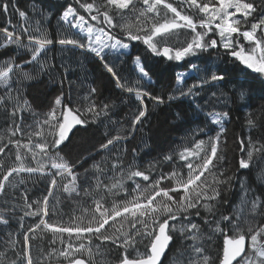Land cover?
<instances>
[{
    "label": "snow or ice",
    "instance_id": "6c2138e0",
    "mask_svg": "<svg viewBox=\"0 0 264 264\" xmlns=\"http://www.w3.org/2000/svg\"><path fill=\"white\" fill-rule=\"evenodd\" d=\"M0 13L13 29H0V49L14 47L18 55L27 57L22 61L0 59V122L4 125V134H0V225L8 226L18 217V227L23 229L25 217H40L23 232L5 233L0 264H51L53 259L59 264H100L98 258L103 264H112L106 259L112 247L121 250L116 264H161L174 238L179 245L174 264H264V192H256L242 179L239 205L229 214L219 211L227 203L221 199L222 192L230 191L236 178L221 166L231 106L247 108L252 86L247 75L243 80L226 79L227 72L218 65L213 67L212 59V51L217 59L222 52L264 82V0H71L58 15L55 39L46 26L51 13L42 8L22 11L16 0H0ZM10 14H18L23 22L12 25ZM181 29L189 30V35L177 44L174 41ZM134 41L145 45L146 52L169 61L200 60L203 68L194 59L189 64L192 72L204 75H198V82L185 91L190 73L178 74L174 90L178 95H169L167 101L192 97L189 106L199 115L205 104L196 99L207 89L210 110L206 121L215 127L198 129L206 138H196L194 133L189 145L163 157L173 163L184 161L186 173L181 168L162 173L152 164L146 168L124 164L126 136L113 123L115 134L105 132L106 142L100 144L105 155L83 173L77 172L76 165L61 155V145L76 126L86 129L111 120L115 106L97 103V88L91 87L78 107H69L72 101L61 95L47 112L38 113L22 82L34 79L33 72L57 71L51 57L57 46L61 52L91 55L121 91L139 101L130 134L148 115L146 99L166 102L164 97L142 90L151 83V69L147 57L130 52ZM124 57L130 58L134 80L118 74L117 62ZM176 118L181 119V114ZM244 126L247 134L234 140L242 154L238 167L264 165V106L246 112ZM262 177L264 167L258 174V179ZM137 178L145 182L143 186ZM42 179H47L46 194L30 200L27 183ZM61 194L77 206L80 215L63 220ZM58 215L59 220L49 222ZM47 233L52 234L49 245L59 241L61 247H51L44 255L39 241ZM217 237L223 238V247L214 251Z\"/></svg>",
    "mask_w": 264,
    "mask_h": 264
},
{
    "label": "trees",
    "instance_id": "16d2710c",
    "mask_svg": "<svg viewBox=\"0 0 264 264\" xmlns=\"http://www.w3.org/2000/svg\"><path fill=\"white\" fill-rule=\"evenodd\" d=\"M71 0H16L17 6L22 11H28L32 6L42 8L45 12L51 13V18L47 21V27L53 37H56L57 31V18L65 3ZM31 16V13L29 12ZM12 25H19L22 19L18 14H10ZM8 27L12 31V27L6 23V17L0 13V29ZM199 30V29H198ZM18 31V28H17ZM134 45L130 52L132 55H141L142 59L147 57V67L151 69V83L143 87V91L150 92L152 96H160L165 98L164 104H156L152 100H145L148 106V115L141 125H137L134 131L129 134L131 127L130 121L133 113L139 107V101L134 96L121 91L116 86L112 76L106 71L100 61L94 59L91 55H84L80 51H66L61 52L59 47L53 48L51 57L53 62L57 65V71L51 74L41 73L36 75L33 72L34 79L25 80L22 86L25 90L27 99L31 102L33 109L38 113L47 112L49 106L54 102L57 96L63 95L65 101L71 100L72 103L69 107H78L91 87L97 88V103L104 101L105 103L113 104L114 110L110 113L111 120H105L103 125L91 124L86 129L79 126L65 142L61 145L63 151L61 155L65 159L76 165L75 171L83 173L85 168L90 167L94 160H100L101 156L105 155L103 150L100 149V144L106 142L105 132L115 134L113 130V123L116 124V130L122 135L126 136L123 141V147L126 152L123 153L124 164L132 163L138 167L146 168L148 165H155L159 172L167 173L173 168H181L186 173L187 169L182 168L184 161H176L175 163L164 161L165 155L172 154L179 151L183 146L189 145L190 139L196 133V138H206L202 134L197 133L200 128L215 127L214 125L207 124L206 113L210 110L207 105V98L209 91L205 89L201 93V98L196 99V103H204V112L196 115L194 114L190 103L192 97L188 99L180 98L178 100L168 102L169 95H178L174 90L176 89V77L181 73H190L185 78L184 90L190 87L193 83H197V76H203L201 72L196 74L191 71L189 59H194L197 64L200 60L195 58L185 59L184 61H169L162 56H156L150 52H146V46L138 41L132 42ZM207 56V54H204ZM7 57H15L17 61H22L27 57L18 55L14 47L0 49V59ZM114 59V58H113ZM212 59L215 62L213 67L219 66L227 72L226 79L239 77L241 80L247 75L251 86V100L247 101L248 107H238L237 105L231 106L230 117L231 120L227 123L226 127L228 132V143L225 149V159L222 167L227 169V174H235V179L232 182L231 190L227 193L221 194V199L227 200V203L219 206V211L224 214H229L233 209L239 205L241 198L240 182L243 179L245 183L256 192H264V177L258 179V174L261 167L257 163L250 169H240L238 167V160L242 155L238 150L237 144L234 140L238 137L242 138L247 134V128L244 126L245 113L248 111L258 110L264 106V82L261 79H256L251 70L246 69L238 61L229 56L221 55L217 59V53L212 51ZM64 64L65 69H61L60 65ZM201 68L204 65L200 64ZM118 74L128 80L136 78L133 72V66L129 57H124L121 61L117 62ZM62 81V83H61ZM215 91V89H212ZM228 92V89H224ZM216 111L220 110L219 105L215 108ZM181 114V119L176 118V114ZM27 122L31 123V118L26 117ZM0 134H4V125L0 122ZM210 135H215V132H210ZM117 147H121L117 145ZM33 166L34 162L26 161ZM157 172H153V178ZM143 186L140 178H137ZM167 183V182H165ZM132 182L128 181V186ZM164 186V185H162ZM24 186H21V190ZM29 189V199L42 198L48 188L47 179L36 180L27 183ZM60 199L62 203L59 205L63 220L67 221L69 215H80L77 206L66 198V194H61ZM51 203V199H50ZM201 215H205L202 211ZM40 217H25L24 228L20 229L17 224L18 217L13 218L8 226L0 225V248L4 247V241L7 239L6 232H23L29 226L38 222ZM48 219V218H46ZM60 219V216H52L49 219L50 223H54ZM194 219L199 222L198 217ZM51 233H47L42 241H39L40 248L43 254L46 255L51 247L60 248L61 245L57 241L56 245H49L48 239ZM231 235V233H229ZM34 242L32 254L34 258L37 256V248ZM177 241H174L161 264H174V260L178 258L176 251ZM223 238L217 237L213 244V250H222ZM143 250V249H141ZM120 249L112 247L111 251L107 253L106 259L116 264V259L120 255ZM100 264H103V259L98 258ZM58 263L57 260H51V264Z\"/></svg>",
    "mask_w": 264,
    "mask_h": 264
},
{
    "label": "rangeland",
    "instance_id": "374dc122",
    "mask_svg": "<svg viewBox=\"0 0 264 264\" xmlns=\"http://www.w3.org/2000/svg\"><path fill=\"white\" fill-rule=\"evenodd\" d=\"M188 35H189V30H186V29L178 30V35L175 38L174 42H176L177 44L183 43ZM171 42H173V41H170V43Z\"/></svg>",
    "mask_w": 264,
    "mask_h": 264
},
{
    "label": "water",
    "instance_id": "95a60500",
    "mask_svg": "<svg viewBox=\"0 0 264 264\" xmlns=\"http://www.w3.org/2000/svg\"><path fill=\"white\" fill-rule=\"evenodd\" d=\"M78 127H79V126H76L75 128H73V130L69 133V137L72 135V133H73ZM167 251H168V250H167ZM167 251L165 252L164 257L162 258L161 263L163 262V260H164V258H165V256H166ZM53 264H59V262H58V263H53Z\"/></svg>",
    "mask_w": 264,
    "mask_h": 264
},
{
    "label": "flooded vegetation",
    "instance_id": "af4514ba",
    "mask_svg": "<svg viewBox=\"0 0 264 264\" xmlns=\"http://www.w3.org/2000/svg\"><path fill=\"white\" fill-rule=\"evenodd\" d=\"M173 241H174V240H173ZM172 243H173V242H172ZM171 245H172V244H171ZM171 245L169 246V249H170ZM177 246H179L178 243H177ZM169 249H168V251H169ZM168 251H167V253H168Z\"/></svg>",
    "mask_w": 264,
    "mask_h": 264
}]
</instances>
